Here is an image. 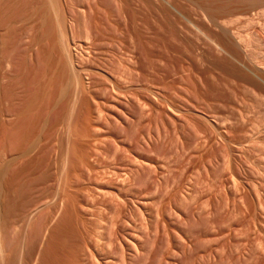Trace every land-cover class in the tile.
<instances>
[{"label":"rangeland","instance_id":"obj_1","mask_svg":"<svg viewBox=\"0 0 264 264\" xmlns=\"http://www.w3.org/2000/svg\"><path fill=\"white\" fill-rule=\"evenodd\" d=\"M1 1L0 166L22 158L3 180L64 203L40 219L41 264H264V8ZM203 1H229L225 29Z\"/></svg>","mask_w":264,"mask_h":264},{"label":"bare ground","instance_id":"obj_2","mask_svg":"<svg viewBox=\"0 0 264 264\" xmlns=\"http://www.w3.org/2000/svg\"><path fill=\"white\" fill-rule=\"evenodd\" d=\"M1 1V0H0ZM18 1V0H17ZM17 1H16V3H17ZM22 1V0H21ZM20 1V2H21ZM57 1V0H56ZM200 1V0H199ZM2 2V1H1ZM7 2H9V1H5V3H7ZM37 2V1H36ZM43 2V1H42ZM50 2V1H49ZM207 1H203V2H201L200 3V5L202 4V8H203V10L206 12V15L207 16H210L211 18H209L210 20H208L207 22L209 23V21H211L212 23H215L218 27H220V25H221V23H222V20H221V22H220V19H221V17L222 16H225V15H227V14H229V13H232V11L234 10V9H231V8H233V7H230V4H228L229 3V1H228V3H225V4H223V5H217V6H215V7H213V8H211L210 6V8L208 7V5H210V4H208V3H206ZM15 3V4H16ZM22 3V2H21ZM21 3L19 4V7H20V5H21ZM51 3H52V1H51ZM54 3V2H53ZM57 3V2H56ZM61 3V2H60ZM231 3H232V1H231ZM234 3H235V5L236 6H234V7H238V5L240 6V7H246L245 9L244 8H242V9H244V10H246V13L247 14H249L250 12H256L257 10H259V9H262L263 10V8H264V0H235L234 1ZM233 3V4H234ZM34 4H35V2H34ZM45 4L46 3H44L43 4V6H42V11L40 10L38 13H37V15L35 16L36 18H37V16H39V14H40V12H41V17H40V21H38V23H40V27H41V29H40V31H43L44 29L43 28H45V26H47V22H46V20H48V17H50V15L47 17V15H48V12H46V8L48 7L47 5L45 6ZM218 4V3H217ZM4 5V4H3ZM5 5H7V4H5ZM11 5H13V4H11ZM26 5V4H25ZM31 5V4H30ZM56 5V4H55ZM216 5V4H215ZM28 6H29V4H28ZM27 6V7H28ZM35 6V5H34ZM33 6V7H34ZM40 6V5H39ZM38 6V7H39ZM50 6V5H49ZM52 6H54V4L52 5ZM57 6V5H56ZM55 6V7H56ZM15 7V6H14ZM201 8V7H200ZM239 8V7H238ZM237 8V9H238ZM8 9V8H7ZM6 9V10H7ZM20 9V8H19ZM18 9V10H19ZM39 8H36V10H38ZM236 8H235V10H237ZM241 9V10H242ZM1 10V9H0ZM5 10V11H6ZM10 10V9H9ZM18 10H16V11H18ZM31 10H33V9H31ZM30 10V11H31ZM48 10H51V6L49 7V9ZM58 10H60V9H58ZM262 10H261V13H262ZM4 11V12H5ZM15 11V12H16ZM29 11V12H30ZM3 12V13H4ZM6 12H8V10L6 11ZM5 12V13H6ZM14 12V13H15ZM23 12H24V10H23ZM26 12V11H25ZM24 12V13H25ZM37 11H35L34 13H33V16H34V14L36 13ZM55 12V11H54ZM22 13V12H21ZM51 13V12H50ZM241 13V12H240ZM245 13V12H244ZM245 13V14H246ZM12 14V16H13V13H11ZM11 14H9L8 16H11ZM20 14V13H19ZM57 14V13H56ZM18 15V14H17ZM22 15H23V13H22ZM27 15V14H26ZM65 15V14H64ZM205 15V16H206ZM21 16V15H20ZM24 16V15H23ZM32 16V17H33ZM15 17V16H14ZM34 17V18H35ZM57 17V16H56ZM60 17V16H59ZM65 17V16H64ZM6 18V17H5ZM23 18V17H22ZM33 18V19H34ZM35 18V19H36ZM58 18V17H57ZM63 18V17H62ZM224 18V17H223ZM249 17H247V19H248ZM257 18V17H256ZM7 19V18H6ZM30 19V20H29ZM29 19H27V20H29L30 22H24L23 20V22H24V26H25V28L27 27V29H28V27H33V24H32V22H33V20H31V18H29ZM39 19V18H38ZM60 19V18H59ZM65 19H66V17H65ZM1 21V24L4 22H2V19H0ZM12 20V19H11ZM224 20H226V19H224ZM255 20V19H254ZM13 21V20H12ZM37 21H36V23H37ZM253 21V20H252ZM6 22V21H5ZM17 22V21H16ZM49 22V21H48ZM210 22V23H211ZM36 23H34V27H35V24ZM37 23V24H38ZM1 24H0V26H1ZM7 24V23H6ZM16 24H18L19 25V22L18 23H16ZM16 24H13V25H15L16 26ZM22 24V23H21ZM20 24V25H21ZM223 24V23H222ZM11 26V25H10ZM211 26V25H210ZM213 26V25H212ZM211 26V27H212ZM225 26V24H223V26H222V28ZM5 27V26H4ZM13 27L14 26H11V28H12V30H13ZM9 28V27H8ZM24 28V27H23ZM36 28V27H35ZM10 29V28H9ZM16 28H14V30H15ZM60 29V28H59ZM62 29V28H61ZM61 29H60V31H61ZM219 29V28H218ZM224 29H225V27H224ZM223 29V30H224ZM13 30V31H14ZM20 30V29H19ZM31 30V29H30ZM35 30V29H34ZM63 30V29H62ZM16 31V30H15ZM210 31V30H209ZM8 32H10V31H8ZM22 31H20V33H21ZM25 32V31H24ZM28 32H31V31H27V34H28ZM37 32H38V30H37ZM220 32V31H219ZM224 32V31H223ZM0 33H2V32H0ZM11 33H13V32H11ZM26 33V32H25ZM41 33H44V32H40V34ZM232 33V32H231ZM7 34H9V33H6V35ZM33 34L34 33H32V36H33ZM39 34V35H40ZM225 35H226V33H224ZM16 35H18L17 33H16ZM16 35H14V36H16ZM23 35V34H22ZM21 35V36H22ZM25 36H26V34H24ZM36 35V34H35ZM230 35V34H229ZM41 36V35H40ZM39 36V37H40ZM45 36H46V34H45ZM64 36V35H63ZM221 36V35H220ZM9 37V36H8ZM31 37V36H30ZM217 37H218V35H217ZM216 37V38H217ZM227 38L229 37L228 36V33H227V36H226ZM3 38V37H2ZM1 37H0V42L2 41V40H4V39H2ZM11 38V37H10ZM16 38V37H15ZM22 38V37H21ZM45 38V37H44ZM49 38V37H48ZM2 39V40H1ZM13 39H14V37H13ZM23 39H25V38H23ZM22 39V40H23ZM27 39H28V36H27ZM34 39V38H33ZM43 39V38H42ZM41 39V40H42ZM221 39H223V38H221ZM234 39V38H233ZM9 40V39H8ZM12 40V39H11ZM22 40H21V42H22ZM30 40V39H29ZM25 41V42H30V41ZM229 40H230V42H232V39H230L229 38ZM7 41V40H6ZM34 41H35V39H34ZM213 41V40H212ZM211 41V42H212ZM215 41V40H214ZM213 41V42H214ZM224 41V40H223ZM20 42V44H23V43H21ZM31 42H32V38H31ZM227 42V41H226ZM229 42V41H228ZM7 43L9 44V41H7ZM34 43V42H33ZM40 41H39V44L37 45L38 47H39V45H40ZM215 43H216V41H215ZM214 43V44H215ZM221 43V42H220ZM232 43H234V42H232ZM3 44H5V43H3V42H1V48L0 49H3L4 48V45ZM7 44V45H8ZM20 44H19V46H20ZM28 44H30V43H28ZM35 44V43H34ZM43 44H45V42L43 43ZM229 44V43H228ZM3 45V46H2ZM9 45H11V44H9ZM16 45V44H15ZM14 45V46H15ZM18 45V44H17ZM25 45H27L26 43H25ZM219 46V43L217 44L216 43V46ZM232 45V44H231ZM238 45V44H237ZM240 45V44H239ZM19 46L17 47V49H19ZM228 46V45H227ZM226 46V47H227ZM31 47V46H30ZM41 47V46H40ZM233 47V46H232ZM11 48H12V46H11ZM25 48H27V47H25ZM37 48V47H36ZM35 48V49H36ZM220 48H222L221 46H220ZM7 48L5 47V50H6ZM15 49V51L17 52L18 50H16V48H14ZM241 49V48H240ZM37 50H38V48H37ZM40 50H41V48H40ZM222 50H225V49H223L222 48ZM3 51V50H2ZM2 51H1V53H2ZM15 51H13V52H15ZM4 52V51H3ZM37 52V51H36ZM227 52V51H226ZM42 53H43V51H42ZM3 54V53H2ZM15 55L17 54V53H14ZM4 55V54H3ZM3 55L1 56L0 55V58L1 57H3ZM28 55H29V52H28ZM27 55V56H28ZM58 55V54H57ZM10 56V55H9ZM14 55H12V57H13ZM36 56V55H35ZM8 57V56H7ZM33 57V56H32ZM39 57V56H38ZM4 58H5V56H4ZM10 59V58H9ZM13 59V58H12ZM33 59V58H32ZM21 59H19V61H20ZM28 60L29 61H31V59L29 58V56H28ZM1 61V60H0ZM3 61V60H2ZM24 62H26V61H24ZM3 64H4V61L2 62ZM1 64V63H0ZM11 64H13V63H11ZM62 64V63H61ZM24 65V64H23ZM59 65V64H58ZM7 66V65H6ZM12 66L13 65H10V67H11V69H12ZM14 66H15V64H14ZM14 66H13V69H14ZM8 67V70L10 69V67L9 66H7ZM30 67V66H29ZM16 69V68H15ZM3 70H2V68H1V72H2ZM10 71V70H9ZM14 71V70H13ZM12 71V72H13ZM19 71V70H18ZM6 72H7V70H5V74H6ZM0 74H2V73H0ZM12 74V73H11ZM0 76H2V75H0ZM9 77V76H8ZM4 79V78H3ZM2 82H3V80H1ZM0 81V82H1ZM6 81H9V80H6ZM5 81V82H6ZM44 81V80H43ZM1 82V83H2ZM9 83H10V81H9ZM3 85H4V82H3ZM2 85V86H3ZM2 86H0V90H4V89H2ZM5 92V91H4ZM2 92H0V94H1ZM9 94V93H8ZM1 96V95H0ZM8 96V95H7ZM14 96V95H13ZM2 98H4L3 97V95L1 96ZM10 98V97H9ZM8 98V99H9ZM12 98V97H11ZM14 99V98H13ZM0 100H2V99H0ZM4 100H5V98H4ZM11 101V100H10ZM0 102H2V101H0ZM9 102V101H8ZM7 102V103H8ZM15 102V101H14ZM2 104V103H1ZM0 104V105H1ZM11 104V103H10ZM16 104V103H15ZM8 105H9V103H8ZM2 106H3V104H2ZM14 106V105H13ZM8 107V106H7ZM3 109H4V107H2ZM12 111H13V109H12ZM11 111V112H12ZM3 112H4V110H3ZM8 112V111H7ZM9 113H10V111H9ZM4 115H5V112L3 113ZM23 115V114H22ZM3 118V117H2ZM5 118V117H4ZM11 119V118H10ZM20 119V118H19ZM3 120V119H2ZM9 120V119H8ZM26 121V120H25ZM2 121H0V123H1ZM10 122V121H9ZM5 123V122H4ZM7 124V123H6ZM17 124V123H16ZM20 132V131H19ZM34 134V133H33ZM40 137V136H39ZM21 138V137H20ZM26 138V137H25ZM32 138V137H31ZM30 138V139H31ZM7 140V139H6ZM16 141V140H15ZM21 141H23V139L21 140ZM18 142V143H22V142ZM24 141H25V139H24ZM29 142V141H28ZM42 142V141H41ZM4 143V142H3ZM30 144V143H29ZM35 145V144H34ZM26 146H27V144H26ZM39 146V145H38ZM1 147V146H0ZM14 147H15V145H14ZM30 147L32 148V145H30ZM11 148H12V146H11ZM10 148V149H11ZM31 148H30V150H28V151H31ZM3 149V148H2ZM5 149V148H4ZM20 149V148H19ZM33 149V148H32ZM13 150V149H12ZM11 150V151H12ZM18 150V149H17ZM37 150V149H36ZM7 151H8V149H7ZM21 151H22V149H21ZM20 151V152H21ZM5 152V151H4ZM3 152V154L4 155H6L5 153ZM16 152V151H15ZM19 152V153H20ZM33 152V151H32ZM35 152V151H34ZM8 153H10V152H8ZM12 153V152H11ZM17 153V152H16ZM15 153V154H16ZM31 153V152H30ZM46 153V152H45ZM44 153V154H45ZM14 154V153H13ZM18 154V153H17ZM28 154V153H27ZM31 154H33V153H31ZM43 154V155H44ZM42 155V156H43ZM20 156H23V154H21ZM29 157L30 155H26V157ZM2 157V156H1ZM5 157V156H4ZM6 157H7V155H6ZM24 157H25V155H24ZM24 157H23V160H24ZM27 157V158H28ZM40 157H41V155H40ZM21 157H18V158H16V159H11V160H9V162H8V164H5V162H7V161H5V162H3V161H1V162H3V163H1V164H5V165H1L0 166V264H41V259H42V256H43V254H44V250H45V248H46V246L48 245H46V234H47V231H48V223L47 222H42L40 219L43 217V216H45L46 215V210H47V208H50V205L51 204H53V205H55V207H57L58 209H59V215L61 214V205H64V203L62 204V198L60 197V196H62V195H59V192H58V197L57 198H55V199H53V200H51V198H49V196L48 195H37V193L36 192H34V190H32V194L29 196V197H25V198H21L20 196V194H22V191L24 190H20L21 188H20V186L19 185H17L16 184V182L13 184V183H6L4 180H3V177H4V175H6L5 174V171L6 170H8V168H9V166H11L12 165V163H14L13 165H18L19 166V162L21 161V159H20ZM32 158H33V155H32ZM32 158H28V159H32ZM1 159V158H0ZM5 159H7V158H5ZM18 159V160H17ZM28 159H26L25 160V162L28 160ZM53 159V158H52ZM22 160V161H23ZM40 159H38V161H39ZM12 161V162H11ZM18 162V163H16L15 164V162ZM31 161V160H30ZM24 162V164H26ZM55 162H57V161H55ZM33 163V162H32ZM39 163V162H38ZM53 163V162H52ZM44 164V163H43ZM51 164V163H50ZM74 164V163H73ZM59 165V164H58ZM57 165V166H58ZM24 166V165H23ZM23 166H21V167H23ZM32 166H33V164H32ZM51 166V165H50ZM13 167V166H12ZM12 167H10L9 169L11 170V168ZM37 167H38V165H37ZM15 168V167H14ZM14 168H12V169H14ZM56 168H58V167H56ZM37 169V168H36ZM49 169H51V168H49ZM34 171V170H33ZM32 171V172H33ZM45 171V170H44ZM46 171H47V169H46ZM6 172H8V171H6ZM57 172V171H56ZM9 173V172H8ZM8 173H7V175H8ZM31 173V172H30ZM45 173V172H44ZM55 173V172H54ZM26 174V173H25ZM42 174V173H41ZM6 175V176H7ZM16 175H18V174H16ZM56 175H58V174H56ZM60 175V174H59ZM41 176V175H40ZM43 176H44V174H43ZM23 177V176H22ZM59 177V176H58ZM61 177V176H60ZM38 178V177H37ZM57 179V178H56ZM59 179V178H58ZM61 179H63V178H61ZM12 180V179H11ZM42 180V179H41ZM54 180V179H53ZM49 181V180H48ZM57 181V180H56ZM98 181V180H97ZM101 181H102V179H101ZM100 182V181H99ZM109 182V181H108ZM61 183V182H60ZM101 183V182H100ZM103 183V182H102ZM105 184V183H104ZM106 184H107V182H106ZM111 184V183H110ZM109 184V185H110ZM27 185V184H26ZM33 185V184H32ZM48 185H50V183L48 184ZM62 185V184H61ZM61 185H59V188L61 187ZM108 185V184H107ZM118 185V184H117ZM7 186V187H6ZM22 186V185H21ZM55 186H56V183H55ZM113 186V185H112ZM42 187V186H41ZM99 187V186H98ZM121 187V186H120ZM24 188H26V187H24ZM47 188H48V186H47ZM46 188V189H47ZM51 188V187H50ZM93 188V187H92ZM108 188H109V186H108ZM110 188H111V186H110ZM38 189V188H37ZM41 189V188H40ZM45 189V190H46ZM68 189V188H67ZM27 190V189H26ZM61 190V188L59 189V191ZM122 190V189H121ZM65 191V190H64ZM100 191V189L98 190V192ZM106 191V190H105ZM108 191V190H107ZM24 192V191H23ZM43 192H44V190H43ZM66 192V191H65ZM100 192H104V190L102 191H100ZM42 193V192H41ZM40 193V194H41ZM52 193V190L50 191V194ZM106 193H107V195L109 194H111V192L109 193V192H105L104 193V195L105 196H107L106 195ZM113 193V192H112ZM116 193V192H115ZM5 194H6V196H5ZM49 194V195H50ZM66 193H64V195H65ZM123 194V193H122ZM56 195V194H55ZM96 195V194H95ZM67 196V195H66ZM92 196V195H91ZM97 196V195H96ZM115 196V195H114ZM69 197V196H68ZM71 197V196H70ZM99 197V196H98ZM116 197V196H115ZM64 199V198H63ZM66 200V199H65ZM93 200V199H92ZM64 201V200H63ZM104 201V200H103ZM102 201V202H103ZM107 201V200H106ZM113 201V200H112ZM94 202H96V201H94ZM93 202V204L94 205H96L95 203ZM97 203V202H96ZM110 203V202H109ZM115 203H116V201H115ZM104 205V204H103ZM102 205V206H103ZM107 205H109V204H106V208H107ZM110 207V206H109ZM63 208V207H62ZM97 208V207H96ZM105 208V209H106ZM121 208V207H120ZM90 209V208H89ZM95 209V208H94ZM94 209H92V213H93V210ZM101 209V208H100ZM110 209V208H109ZM117 209V208H116ZM49 210V209H48ZM111 210V209H110ZM54 211V210H53ZM102 211V210H101ZM108 210L106 209V212H107ZM112 211V210H111ZM110 211V212H111ZM120 211V210H119ZM48 212V211H47ZM117 212V211H116ZM86 213V212H85ZM89 213V212H88ZM102 213H103V211H102ZM102 213H101V215H102ZM109 213V212H108ZM106 214V213H105ZM115 214H117V213H114V215ZM51 215V214H50ZM58 215V216H59ZM93 215V214H92ZM100 215V216H101ZM106 215H108V214H106ZM99 216V217H100ZM83 217V216H82ZM48 218H49V216H48ZM48 218H47V220H48ZM81 218V217H80ZM101 218V217H100ZM103 218V217H102ZM116 218L118 219V217H115V218H113V219H115V221H116ZM57 219H59V218H57ZM56 219V220H57ZM106 219H108L107 218V216H106ZM119 219H120V217H119ZM118 219V220H119ZM56 220H55V222H56ZM101 220H103V219H101ZM99 221V220H98ZM104 221H105V219H104ZM103 221V222H104ZM134 221H136V220H134ZM151 221V220H150ZM102 222V221H101ZM108 222V221H107ZM114 222V221H113ZM133 222V221H132ZM86 223V222H85ZM91 223V222H90ZM106 223V222H105ZM82 224V223H81ZM151 224V223H150ZM54 225V224H53ZM102 225L104 226V224L102 223ZM118 225V224H117ZM78 226H79V224H78ZM86 226V225H85ZM84 226V227H85ZM97 226V225H96ZM127 226V225H126ZM152 226V225H151ZM118 227V226H117ZM125 227V226H124ZM51 228V227H50ZM50 228H49V230H50ZM80 228V227H79ZM102 228V227H101ZM113 228V227H112ZM114 228H115V226H114ZM101 230V229H100ZM112 230V229H111ZM90 231V230H89ZM86 232V231H85ZM84 232V233H85ZM99 234H100V236H102L101 235V232L100 231H97ZM103 232H104V229H103ZM48 233H49V231H48ZM74 233V232H73ZM87 233V232H86ZM104 234V233H103ZM50 235V234H49ZM89 235V234H88ZM92 235V234H91ZM99 236V237H100ZM83 237H85V235L83 236ZM93 237V236H92ZM110 238V237H109ZM118 239V238H117ZM98 240V239H97ZM103 241V240H102ZM98 242V241H97ZM24 245L26 246V247H28L29 248V250H31L30 252H26L27 251V249H26V253L27 254H29V258L28 257H24L23 255H22V250L25 248L24 247ZM69 245V244H68ZM88 245V244H87ZM110 245V244H109ZM24 247V248H23ZM65 247H67V246H65ZM110 247V246H109ZM106 248V247H105ZM99 249V248H98ZM123 249V248H122ZM121 249V250H122ZM89 250V249H88ZM111 250V249H110ZM136 250V249H135ZM47 251V250H46ZM67 251H68V249H67ZM102 251V250H101ZM24 252V254H25V256H26V253ZM71 252V251H70ZM46 253V252H45ZM65 253V252H64ZM83 253V252H82ZM108 253V252H107ZM107 253H105V254H107ZM111 253V252H110ZM104 253H103V255H105ZM124 254V253H123ZM72 256V255H71ZM102 256V255H101ZM106 256V255H105ZM111 256V255H110ZM88 257V256H87ZM107 257H108V255H107ZM22 258L24 259L25 258V260L22 262ZM106 258V257H105ZM54 259V258H53ZM104 259V258H103ZM111 260V259H110ZM125 260V259H124ZM77 260H75L74 261V263L76 262ZM104 261H106V260H104ZM49 262V261H48ZM124 262H126V261H124ZM72 263V262H71ZM78 263V262H77ZM80 263V262H79ZM97 263H99V262H97ZM58 264H63V258H62V255H61V253H60V251H59V253H58Z\"/></svg>","mask_w":264,"mask_h":264}]
</instances>
